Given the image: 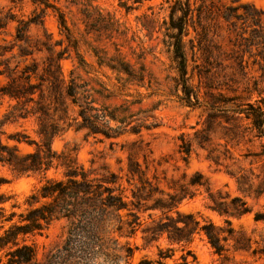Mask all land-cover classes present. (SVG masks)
<instances>
[{"label":"trees","instance_id":"16d2710c","mask_svg":"<svg viewBox=\"0 0 264 264\" xmlns=\"http://www.w3.org/2000/svg\"><path fill=\"white\" fill-rule=\"evenodd\" d=\"M9 1L8 9L0 10V134L6 124L33 118L37 138L19 130L8 133L6 142L0 138V163L8 165L16 174L45 175L50 168H61V176L46 178L27 197L28 207L18 214L17 221H12L15 212L7 214L3 206L9 196L0 193V264H168L167 260L173 258L175 244L180 247L181 254L173 259V264H191L196 257L188 245L201 233L217 254L229 250L230 239L234 240L231 245L234 251L246 250L250 238L242 233L236 236L229 217L240 218L250 213L252 207L246 196L259 198L264 193V142L259 152L243 154L245 158L263 160L259 172L238 164L228 145L237 146L247 135L241 129L239 118L250 120L249 131L253 136L264 138V97L260 96L264 86L258 88L254 84L253 90L259 95L254 102L249 100L252 90L248 88V96L235 95L227 100L236 102L221 110L226 124H219L218 138L224 143H213L210 127L197 131L201 137L197 143L206 151V158L234 178L242 195L213 189L209 178L198 170L189 176L183 172L176 179L160 175L158 166L161 164H152V150L142 139L132 141L134 147L127 154L126 164L119 165L117 170L108 164L86 167L79 164L71 152L54 150L53 139L73 128L83 131L84 137H98L100 141L105 138L113 144L112 140L125 134H139L142 129L155 127V123L147 122L152 117L151 109H132L134 104L141 103V97L125 99L118 104L100 102L112 97L109 86L98 80L94 81L95 86L92 80L77 74L75 67L70 69L68 76L64 74L61 60L68 46L76 51L79 65L85 62L78 53V40L72 35L65 13L54 3L57 0H25L32 5L26 16H18L13 11L16 7L21 9L24 0ZM65 1L76 7L85 23L89 19L102 21L106 16L111 17L109 12L104 13L94 5V0ZM204 1L201 0L196 8L198 23L212 17L215 11L227 24L228 45L236 59L243 60L248 52L259 65L264 80V9L240 0H234L238 1L236 5L213 2L204 5ZM119 6L126 10L133 8L127 0L121 1ZM49 8L56 11L59 29L67 39L68 45L63 48H57L63 40H54L44 26L45 11ZM192 19L189 0H175L169 13L171 32L168 36L177 59L178 80L183 87L181 98L189 104L192 102L186 84L183 37ZM11 22H15L14 30L7 38ZM243 24L250 27L248 35H245L247 28H243ZM32 26L41 27L42 34L33 36ZM201 27L205 33L206 25ZM107 65L125 73L130 81L142 83L144 79L143 68L132 70L123 60ZM117 120L118 125L113 127L110 122ZM180 138L178 151L187 161L192 141L185 140L183 135ZM20 144L33 148L23 150ZM139 155L143 164L138 160ZM4 181L0 177V184ZM199 187L206 193L208 208L224 216L226 227L201 220L179 208L182 200L193 197ZM253 218L264 220V213L255 212ZM55 221L61 222L58 240L38 251L34 238L28 237L43 234ZM6 222L9 224L5 227ZM138 234L144 247L161 238L165 239L166 246H157L154 257L137 256L141 249L136 241ZM189 255H192L191 260Z\"/></svg>","mask_w":264,"mask_h":264},{"label":"rangeland","instance_id":"374dc122","mask_svg":"<svg viewBox=\"0 0 264 264\" xmlns=\"http://www.w3.org/2000/svg\"><path fill=\"white\" fill-rule=\"evenodd\" d=\"M124 0H94L93 4L99 6L103 12H109L111 17L106 16L102 21L89 19L86 23L74 5L67 4L65 0L54 1L56 6L65 13L67 24L72 30V35L78 40V53L84 59L85 64L79 65L76 51L72 46L64 53L61 66L64 74L68 76L70 69L75 67V72L84 79L98 80L109 86L112 97L100 102L118 104L125 99L132 100L141 97L140 104H134L133 110L139 107L151 109L152 116L147 122L156 124L151 129H142L139 134H125L117 139L111 140L98 137H84L83 131L67 129L52 141V147L57 152L66 151L75 155L79 164L86 167L90 164H108L117 170L119 165L126 164L127 154L134 145L132 141L142 139L152 150V164L158 166V173L165 175L168 179L180 178L185 172L187 176L198 170L209 178L213 189L228 191L231 195H242L237 190L236 182L222 167H217L206 158V151L202 149L197 141L200 134L197 131L204 127H210L213 143H224L218 138L220 123L226 124L221 117L223 108L234 105L235 100L227 101L235 95L248 96L246 88L251 89L249 100L254 102L259 99L254 84L258 88L264 86L262 71L259 65L253 62V57L245 52L243 60L236 59L235 52L228 45V30L226 22L215 11L212 17L201 23L197 21V6L201 0H189L193 21L187 25V34L183 37L186 54V84L190 89L192 104L186 103L183 96V87L179 83V71L177 59L175 58L171 38L168 34L169 13L175 0H140L132 4L133 8L126 10L119 4ZM253 3L257 8L264 9V0H240ZM210 2L215 4L236 5L234 0H205L204 5ZM11 5L9 0H0V10L6 11ZM32 5L23 1L22 8H13L18 15L26 16L30 13ZM216 10V9H214ZM204 14V12L202 11ZM203 14L201 16H203ZM238 21V26H240ZM15 22H11L7 28L6 37L10 38L9 32H13ZM202 24L206 25L203 33ZM243 24V28L250 27ZM44 26L53 36L54 40H63V44L57 48L68 45L65 35L61 33L56 11L49 8L45 11ZM30 33L33 36L42 34V28L32 26ZM254 51V48H253ZM101 58V59H100ZM112 58V59H111ZM123 60L130 69L138 71L143 68L144 79L142 83L130 81L123 72L111 69L107 64ZM264 97V92L260 95ZM238 102V101H237ZM4 106L1 108L3 111ZM141 116V114H139ZM240 117H243L242 115ZM241 129L245 130L246 137L237 146L229 144L230 152L238 164L246 168H252L259 172L263 160L256 157L245 158L246 152H259L264 138H257L249 131L250 120L239 118ZM245 128V129H244ZM33 118L16 124H6L2 127L3 133L0 138L7 141V134L19 130L24 131L33 138H37ZM185 140L192 141V149L187 161L181 158L178 145L182 142L180 136ZM248 137L252 140L245 142ZM11 142V141H9ZM23 150H31L33 147L20 144ZM138 160L143 164L141 155ZM93 161V162H92ZM159 162V163H158ZM61 168H50L45 175L42 174H16L8 165L0 163V177L5 181L0 184V193L9 198L3 203L6 213L15 212L12 221L18 220V214L24 212L28 207L27 197L34 192L45 181L46 178H58L61 176ZM246 200L252 207V211L240 218L229 217L235 235L240 233L250 238L246 250L234 251L233 239L228 241L230 248L222 254H217L207 241L204 234H196L188 248L196 259L191 264H264V220H254L255 212L264 213V193L259 198L246 196ZM206 193L202 187L196 189L193 197L185 198L179 205L184 212H191L197 218L210 220L217 226L226 227L224 216L212 211L207 206ZM9 222H6V227ZM61 230V222H52L41 235L34 238L38 251L42 247H48L58 240ZM241 234V235H242ZM141 249L137 256L148 255L154 257L157 246L165 247L166 241L161 238L156 243L144 247L140 234L136 237ZM175 252L173 258L167 260L173 264V259L181 254L180 247L173 245ZM188 258L191 260L192 255Z\"/></svg>","mask_w":264,"mask_h":264},{"label":"clouds","instance_id":"9594fccd","mask_svg":"<svg viewBox=\"0 0 264 264\" xmlns=\"http://www.w3.org/2000/svg\"><path fill=\"white\" fill-rule=\"evenodd\" d=\"M110 123H112L113 127H116L118 125V120L116 122H110Z\"/></svg>","mask_w":264,"mask_h":264}]
</instances>
